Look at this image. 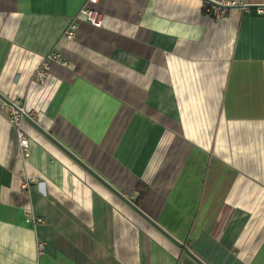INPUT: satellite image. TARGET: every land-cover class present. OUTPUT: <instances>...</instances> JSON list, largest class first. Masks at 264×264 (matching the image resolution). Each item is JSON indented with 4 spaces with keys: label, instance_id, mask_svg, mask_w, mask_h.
<instances>
[{
    "label": "crops",
    "instance_id": "0c3cea01",
    "mask_svg": "<svg viewBox=\"0 0 264 264\" xmlns=\"http://www.w3.org/2000/svg\"><path fill=\"white\" fill-rule=\"evenodd\" d=\"M86 2L0 0V264H200L80 160L206 264H264V0H100L67 39Z\"/></svg>",
    "mask_w": 264,
    "mask_h": 264
},
{
    "label": "built area",
    "instance_id": "2783aa9c",
    "mask_svg": "<svg viewBox=\"0 0 264 264\" xmlns=\"http://www.w3.org/2000/svg\"><path fill=\"white\" fill-rule=\"evenodd\" d=\"M207 3L208 10L207 12L212 13L216 17L222 16L226 12V10L230 7H234L235 5L239 4L238 0H205ZM100 0H87L86 5H84L80 9V13L76 15L72 23L70 24V27L65 31V37L67 39H74L76 36L77 30L79 26V22L81 18H84L88 20L92 25L95 27H101L104 24V13L101 9L98 8ZM245 9H248L250 7L249 5H242ZM258 14L264 15V4L259 5L256 8ZM57 61L60 64H66V59L62 56V53L59 51V49L54 50L53 52L48 54V58L44 63L41 65V67H38L35 73V76L37 79H39L42 82H46L48 76H49V69L50 67V61ZM10 120L13 122V125L16 129L17 138L19 141V145L21 149H23L24 156L30 154V139L29 135L26 134L25 131L22 129V123L23 119L28 116V111L22 105L21 101L19 100H11L10 102ZM26 186V185H25ZM27 221L36 224L41 223L44 221L43 217H39L36 215H33L31 213L27 214ZM46 249V243L45 241L41 240L37 244V251L39 255H42V253Z\"/></svg>",
    "mask_w": 264,
    "mask_h": 264
},
{
    "label": "water",
    "instance_id": "95a60500",
    "mask_svg": "<svg viewBox=\"0 0 264 264\" xmlns=\"http://www.w3.org/2000/svg\"><path fill=\"white\" fill-rule=\"evenodd\" d=\"M235 6H240V7H243L242 5L240 4H237ZM234 6V7H235ZM230 8H233V7H230ZM26 118H28L29 121L33 122L34 124H36V122H34L33 120H31L28 116H26ZM49 137L51 138L52 136L49 135ZM53 138V137H52ZM55 141L56 139L53 138ZM56 143H58L60 146L63 147V145H61L58 141H56ZM65 148L68 152H70V150L67 149V147H63ZM70 154L76 158V160H80L78 159L75 155H73L71 152ZM80 162L83 164L84 167H86V169H88L91 173H95V175L97 176V178L102 182L104 183L106 186H109V188H111V190L116 194L118 195L120 198H123L125 199V202L128 203L133 209H136L138 212H140V214L145 217L148 221H150L152 223V225H155L157 229H159L162 233L164 232L166 234V236L168 238H171L172 241L174 243H177L180 247H183L185 249V251H187V254L191 255L194 257V259L199 262L200 264H206L205 262H203L202 260H200L195 254H194V251H191L189 250L183 243H180V241L177 239V238H174L172 235H170L167 230H165L163 227H161L160 225H158L154 220L153 218H151L149 215L147 216L145 212H143L139 206L135 203L132 202V200L128 199L122 192H120L119 190L116 189V187L112 186L110 182L104 180L100 175H98V173L90 168L88 165H86L83 160H80Z\"/></svg>",
    "mask_w": 264,
    "mask_h": 264
},
{
    "label": "trees",
    "instance_id": "16d2710c",
    "mask_svg": "<svg viewBox=\"0 0 264 264\" xmlns=\"http://www.w3.org/2000/svg\"><path fill=\"white\" fill-rule=\"evenodd\" d=\"M137 185H138V189L141 190V196H140V198H141L145 193L146 185L143 182H140Z\"/></svg>",
    "mask_w": 264,
    "mask_h": 264
}]
</instances>
